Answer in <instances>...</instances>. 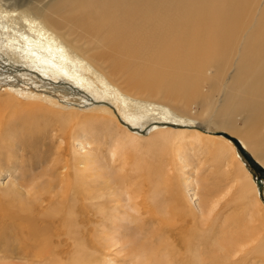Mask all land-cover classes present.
<instances>
[{"label": "bare ground", "instance_id": "bare-ground-1", "mask_svg": "<svg viewBox=\"0 0 264 264\" xmlns=\"http://www.w3.org/2000/svg\"><path fill=\"white\" fill-rule=\"evenodd\" d=\"M262 3L261 0H53L51 3L0 0V68L9 69L10 74L4 73L3 87L11 93L9 97L13 96L0 103V154L10 148L6 140L17 139L18 132L25 128L23 125L22 129H14L17 122L8 116L9 108L15 115L23 108L28 112L26 117L53 123L56 137L67 139L68 149L71 151L72 147L73 152L74 142L82 132L99 127L115 131L116 136L120 132L127 140L123 143L120 136L115 139L112 157H118L121 148L122 168L132 162L135 168L130 169L131 174L116 177L121 182L119 186L127 192L125 195L135 211L142 209L157 217L156 225L160 228L169 224L177 229L187 222V216L180 212H194V208L184 206L180 199L183 191L178 184L169 185L172 180L167 157L172 154L171 159L178 157L177 146L189 140L199 149L215 153L221 175L218 177L231 178L232 185L226 192L233 185L237 187L241 210L227 216L224 225L216 226L215 218L208 219L215 208L211 202L209 217L194 224L184 240L186 249L176 251L178 258L165 249L167 237L151 245L133 238L131 264H175L176 260L178 264H209L210 258L214 264H254L256 255L264 256V178L260 187L235 141L227 135L215 138L212 130L224 129L243 136L238 137L242 145L248 151L250 147L256 149L264 157ZM232 66L236 73L223 87L224 99L206 108L207 114L212 113L203 124L207 129L190 130L195 122L186 107L205 98L202 87L208 81L213 79L220 85L225 71ZM210 68L216 70L212 78L207 74ZM45 81L47 84L43 85ZM175 102L180 105H173ZM241 113L247 114L244 128L236 124ZM143 130L158 134L156 148L147 150L152 153V164H143L138 156L142 145L139 140L146 138L135 133ZM128 140L135 143L129 144ZM126 148L133 149L125 152ZM78 159L79 156L70 157L64 151L55 163L61 171L57 180L44 185V192L50 193L46 199L50 198L51 208L43 214L42 221L59 222L64 229H48L38 223L37 216L34 218L38 204L24 202L19 206L18 202L5 199L2 222L15 219L18 225H24L23 231L19 229L22 241L14 253L46 264H107L97 253L82 249L83 238L80 240L78 231L67 237L71 242L62 238L64 230L72 232L69 222L78 223V203L83 198L80 194L92 193L97 186L92 183L104 176L89 157L85 161ZM82 162L84 167L80 168ZM233 165L235 172L230 170ZM107 182L105 186L101 184L102 188L107 187ZM171 186L175 188L168 196L169 202L163 204L159 198L161 191ZM56 189V194H52ZM112 192L108 200L110 214L118 209L112 205L113 200L117 202L120 198L111 195ZM101 198L103 194L91 197V201ZM97 205L99 211L108 208L103 200ZM10 224H1L0 230ZM209 253L211 256H207Z\"/></svg>", "mask_w": 264, "mask_h": 264}, {"label": "rangeland", "instance_id": "rangeland-1", "mask_svg": "<svg viewBox=\"0 0 264 264\" xmlns=\"http://www.w3.org/2000/svg\"><path fill=\"white\" fill-rule=\"evenodd\" d=\"M52 1L53 0H46V2L48 3H51ZM262 2H264V0H261V4H263ZM249 31L250 30L248 28L247 32ZM244 35L245 34H243V38L241 39L240 42L241 47H243V42L245 40ZM234 68L235 67L232 66L231 68L225 71L224 78L222 81H220V85L214 82L213 79L211 81H208L205 84V86L202 87V92L205 95V98L203 100L200 99L197 102H192L191 105L186 107L185 111L187 112L189 111L188 113H190V115L193 116L191 118L195 122V127H192L190 130H192L193 128H195V131L201 129H207L204 128L203 124L205 123V119H209V116L212 113L210 111V114L209 113L207 114L206 108L211 103H214V105H216L220 102L221 99H224V95L222 97L223 87H226L227 83H229L233 79L236 73V69ZM8 70H9L8 68L6 69L0 68V72L3 71V74H0V103H6L10 100L11 97H13V96L9 97V94L11 93L5 91L4 90L5 87H3L4 82L6 83V79H4L5 78L4 75L10 74ZM5 71L6 74H4ZM215 72H216L215 68H210L207 71V74L209 77L212 78L213 75H215ZM18 79H20V81L22 82L27 83L26 80L22 78H18ZM32 81L36 83L38 82L35 79ZM44 84H47L46 81L45 83H43V85ZM216 84L217 87L219 86L221 88L220 89L219 87L217 88ZM33 87L36 88L35 85H33ZM54 94L55 95L57 94L56 95L57 97H61V95H59L57 92H54ZM16 99L18 101L21 100L24 102H28L26 101V99H22V98H16ZM161 100L165 101L166 99H161ZM64 101L65 103L69 102L68 100L65 99ZM173 105L179 106L180 103L175 102L173 103ZM214 105L212 106V108L214 107ZM82 107L83 106L79 108L81 109ZM21 109L22 110L18 114L21 116L15 115L13 113L14 111L10 108L7 111V113L9 114L8 116L13 120H15L14 122H17L16 125L13 126L15 130H18L17 127L22 129L23 125H25L24 126L25 128L23 130H20L18 132L19 134L17 133L18 134V136H16L17 139L10 140L9 138L6 140L7 142H9L8 145L10 146V148L6 151L3 150L0 154V226L1 224L8 226V224H10L9 222L12 223L9 225L11 229L9 227L6 228L4 227V229L0 230V264H46L45 261H41L33 257L25 258L23 253H14V249H16L18 243L22 241L21 240L22 236L19 234V229L20 231H23L24 225H20V224L18 225L17 222L18 220L16 221L15 219L11 221L8 220V222L6 221V223H3L1 220V214H2L1 209L5 199H9L13 201L15 204H17L18 202L19 206L22 205L24 202H27V204L30 205L38 204L36 205L37 210L34 216V218L37 216L38 223H42V225L47 226V228L49 227L48 229L51 228L56 230L64 229V227L59 222H55V224L51 222L52 223L51 224L46 220L42 221L41 218L42 216H44L43 214L46 213L47 210H50L51 208L49 204L50 198L46 199L48 196H50V193L46 194L44 192L45 191L44 185L50 182L51 180H52L51 182L57 180V173L61 171L59 169L57 170L58 167L57 165H55V163L56 161H58L57 159H59L60 155L64 151L66 153H69L70 157L79 156L78 160L83 159L85 161V159L89 157L88 160L93 161L95 164H97L98 168L96 170L103 172L104 176L98 178L97 180L98 182L96 181L95 183H92L95 184V186L96 185L98 186V187L96 186L91 190V192L93 191L92 193H89V195L85 193L84 194L85 197L83 194H80L83 198L78 203V210H77V216H78L77 224L79 228L76 227L77 224H74L73 222L72 223L69 222V224H71L72 232L64 230L62 238L64 240L67 239L68 241H70L71 239L68 238L71 237L72 234L74 235L76 231H78L80 240L83 238L81 240V244L83 245L84 248L82 249H85L90 254L94 252L97 253L102 259H104L103 260L104 263L106 261L107 264H128L127 262L128 260L129 264H131L132 258L131 256H129L130 255L129 252H130V248L133 247L134 244L132 242L133 238L139 242H142V244L145 242V244L149 243V245H151L154 242H158L163 236L167 237L168 245L165 246V249L167 248L168 251L171 252L174 257L178 258L179 255L176 251L180 249L184 251L186 249V246H184V240L187 238L186 236L188 235V233L192 232V227L194 226V224H198V222L202 219H204L205 221L206 219L205 216L206 217L210 216L208 219L211 218L212 221L214 218L216 219L215 220L217 224L216 226L224 225L223 223H225L224 220L227 219V216L233 215V213L236 210L237 211L241 210L239 208V206H241V203L238 201L239 198H238L237 187L233 185L232 188L230 187V190L226 192L227 187L229 185H232L231 178L229 177L227 180H225L218 177L221 175L219 173V168H218L219 164L215 153L213 152L209 153L206 150L204 151L203 148L199 149L198 146L189 143L190 142L189 140L183 141L181 145H178L180 146V148L177 146V152L179 156L177 157L176 155V157L171 159V156L173 155L172 154V155H168L167 157L168 175L172 180L171 182H169L170 184L169 183L168 184L171 185L173 182L174 184H178V186L183 191V193L180 192L181 193L180 199L182 203H184L185 207L188 206V204L189 206H192V208H194L193 210L194 212H189L186 214L180 212V215L187 216V222L182 223V225L184 226L183 228L176 229L175 227L174 228L172 226L170 227L169 224H165L162 228H160L159 227L160 225H156L157 217L154 218L152 216H149L142 209H141L142 211L138 210V212L134 210V207L131 206L132 202L129 200L128 195H125L127 194V192L123 187L119 186L121 182H118V180L116 179V177L120 174L122 176H126V174L129 173L131 174V172H133L132 170L135 168L133 164L134 162H132V164H128L129 166H125L124 168H122L123 167L122 162L124 159L121 157V152H120L121 148H119V152H118L119 156L116 158L112 157L111 148L114 147V141H116L115 139L118 136H120L124 143L127 140V138H125V135L118 132V136H116L114 135L115 131L110 132L102 127L95 128L90 132H85V133L82 132L81 135L78 136L77 140L74 142L75 151L73 152L72 147H71V151L68 149L69 145L67 139L62 140V138L56 137L57 130H56V126L53 123L49 124L48 120L42 118L40 120V119H32L31 117H26L25 115L28 113L27 110L23 108ZM246 118H247L246 113L239 114L237 116L236 124L239 127L244 128L246 123ZM35 120H39V121H35ZM37 123H40V125H37ZM108 127H110V123L108 124ZM222 131H225L233 136H236L237 138L243 137L241 135L239 136V134L237 135L229 130H224V129H213L212 130L213 137L220 139H223L222 138L223 136L227 137L224 133H222ZM132 133H134V130H132ZM135 134H137L138 136H143V138H146L143 140L142 139L139 140V142L140 141L142 142V145L139 148L140 150L138 151L139 152L138 156L140 157L143 164L145 165L152 164L153 163L152 157L150 156L152 155V153H149L147 150H152L153 148H156V146H154V142L157 141L158 134L156 133L153 134L150 132V130L149 132L148 130L146 131L143 130L141 131V133L138 131ZM33 135L35 138L34 141H33L34 138L32 137ZM128 142L129 144L135 143L129 140ZM11 144H14L13 147L11 146ZM132 149L126 148L124 151L127 152ZM57 151L59 153H57ZM141 151H145V152L141 153ZM249 151L253 152L255 154L254 156L256 157V159L260 160L264 164V157L256 149L250 147ZM55 154H57V156ZM9 155H12L13 157L9 158L10 157ZM154 165H155V161H154ZM79 167L83 168L84 162L80 163ZM233 167L236 168V166L233 165L230 168V170L235 172L237 169ZM135 171L139 172V170H135ZM139 179L141 178L139 177ZM106 182H107V187L102 188V185L105 186ZM173 188L175 187L171 186L168 188H164L161 191L162 193L161 196H159V198L161 199L163 204L166 203L167 205V202H169L168 196L172 192ZM99 189H102L101 192L99 191ZM263 190L261 191V193H263ZM56 191L57 189L54 190L52 194H56ZM111 191H113L111 195H116V197L119 196L120 198L119 200L117 199V202L116 199L113 200L114 203H112V205L115 208L118 207V209L110 214L112 210L110 211L108 210L110 207L109 204L110 202L108 200H110L109 198ZM96 194L97 195L103 194L104 198L98 199V201L99 202L100 200L101 202L102 200L105 201L107 205L106 207L109 206L108 208L99 211V208H97L98 201L97 200L91 201V197L93 198V196L94 197L97 196ZM84 199L88 204L85 203ZM41 201H43L42 204ZM206 202L208 204H206ZM211 202L215 203V208H213L212 211L213 213L211 212L212 214L208 216L209 214L208 208L209 206L212 205ZM116 203H118V205H116ZM202 211H204L205 213H203ZM95 212L97 214H95ZM149 218L152 220L149 221ZM48 219L50 220V218ZM57 220L58 219H55V221ZM72 224L73 227H75V229L72 227ZM82 224L85 227H83ZM137 227H140L142 231H139ZM16 233H18L19 235H17ZM163 233L165 235H163ZM169 236H172V238L170 239ZM86 244L89 246H87ZM110 244L112 246H110ZM61 247L67 249L72 248L71 245H67V246L61 245ZM192 255L193 252L190 253L188 259H190ZM207 256H211V253L207 254ZM208 262L209 264L212 263L214 264L211 258L210 261ZM175 264H178V260H176ZM254 264H264V256L256 255Z\"/></svg>", "mask_w": 264, "mask_h": 264}, {"label": "water", "instance_id": "water-1", "mask_svg": "<svg viewBox=\"0 0 264 264\" xmlns=\"http://www.w3.org/2000/svg\"><path fill=\"white\" fill-rule=\"evenodd\" d=\"M222 133H224L225 135H227L228 137H230L231 139H233L235 141L236 145L238 146V148L240 149V151L244 155L245 159L248 161L250 167L252 168L251 170H252L255 178L258 180V184L260 185V187H262L263 178H264V165H262L260 162H258L257 160H255L253 158L251 153L242 145L239 138H237L236 136H233V135H231L225 131H222Z\"/></svg>", "mask_w": 264, "mask_h": 264}]
</instances>
